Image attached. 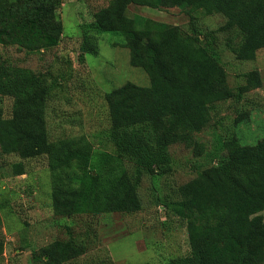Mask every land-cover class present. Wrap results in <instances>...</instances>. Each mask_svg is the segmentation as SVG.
Returning a JSON list of instances; mask_svg holds the SVG:
<instances>
[{
  "label": "trees",
  "instance_id": "16d2710c",
  "mask_svg": "<svg viewBox=\"0 0 264 264\" xmlns=\"http://www.w3.org/2000/svg\"><path fill=\"white\" fill-rule=\"evenodd\" d=\"M60 2L0 0V42L28 52L55 47L64 30L57 16ZM131 4L185 6L191 14L221 12L228 18L225 28L239 30L241 40L230 47L238 59H254L264 47V0H112L95 20L83 25L80 59L98 53L101 34L119 33L125 38L122 45L130 51V63L145 70L151 81L149 86L129 81L106 94L111 122L108 137L116 148V159L108 151L96 157L85 135L52 140L46 123L49 78L1 60L0 94L13 97L14 102L11 117L0 113V145L21 158L48 157L53 206L66 216L139 210L141 171H169L170 147L177 143L196 146L195 133L206 126L216 102L229 97L240 100L246 90L242 85L236 91L222 87L227 71L213 32L204 33L195 24L184 30L146 17L130 18ZM244 76L248 84L261 85L259 70ZM221 149H227L228 155L214 154L218 163L181 185L179 200L167 203L185 220L191 251L166 264H264V139L243 146L230 140ZM123 159L138 172L129 174ZM13 173L25 174L24 163H14ZM65 246L66 259L71 257L68 249H74L71 254L76 257L84 244L72 237ZM48 262L58 264L57 251Z\"/></svg>",
  "mask_w": 264,
  "mask_h": 264
},
{
  "label": "rangeland",
  "instance_id": "374dc122",
  "mask_svg": "<svg viewBox=\"0 0 264 264\" xmlns=\"http://www.w3.org/2000/svg\"><path fill=\"white\" fill-rule=\"evenodd\" d=\"M111 2L61 0L57 16L64 30L58 44L45 51L28 52L0 42V61L10 60L49 78L52 88L46 123L52 140L85 135L93 143L96 157L108 151L116 159V148L108 137L111 122L106 94L129 81L141 86H149L151 81L145 70L130 63V51L122 45L125 38L119 33L101 34L98 53L80 59L83 25L95 20L96 14ZM127 16L179 25L184 30L195 24L204 33L213 32L215 48L227 71L222 87L236 91L242 85L246 90L240 100L229 97L216 102L206 126L195 133L196 146L177 143L170 147L169 171H141V208L131 213L66 216L57 212L48 157L21 158L15 152H5L0 145V264H50L48 257L56 251L58 264H166L174 257L187 255L191 251L187 224L167 203L179 200L181 185L218 163L214 154L228 155L227 149H221L222 143L235 140L243 146L263 141L264 47L254 59H238L230 47L241 40L239 30L236 26L225 28L228 18L221 12L198 10L191 14L185 6L131 4ZM254 69L260 71V86L248 84L244 76ZM13 102V97L0 94L3 117H11ZM16 162L24 163L25 174L13 173ZM123 168L129 174L138 172L127 159H123ZM261 215L264 219V211ZM72 237L82 241L84 247L77 250L76 257H72L75 250L68 249L72 254L65 259V243Z\"/></svg>",
  "mask_w": 264,
  "mask_h": 264
}]
</instances>
